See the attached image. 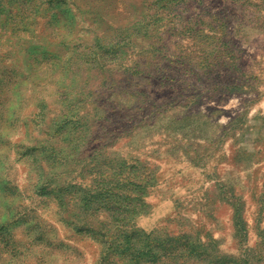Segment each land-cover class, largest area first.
<instances>
[{
  "label": "rangeland",
  "instance_id": "rangeland-1",
  "mask_svg": "<svg viewBox=\"0 0 264 264\" xmlns=\"http://www.w3.org/2000/svg\"><path fill=\"white\" fill-rule=\"evenodd\" d=\"M0 264H264V0H0Z\"/></svg>",
  "mask_w": 264,
  "mask_h": 264
}]
</instances>
